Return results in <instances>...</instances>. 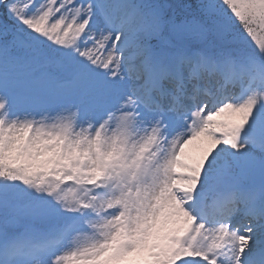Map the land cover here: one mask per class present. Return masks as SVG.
<instances>
[{"label": "snow or ice", "instance_id": "snow-or-ice-1", "mask_svg": "<svg viewBox=\"0 0 264 264\" xmlns=\"http://www.w3.org/2000/svg\"><path fill=\"white\" fill-rule=\"evenodd\" d=\"M0 264H264V0H0Z\"/></svg>", "mask_w": 264, "mask_h": 264}]
</instances>
